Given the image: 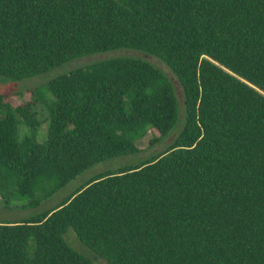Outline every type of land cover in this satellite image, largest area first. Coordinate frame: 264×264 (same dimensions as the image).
<instances>
[{
	"label": "trees",
	"instance_id": "trees-1",
	"mask_svg": "<svg viewBox=\"0 0 264 264\" xmlns=\"http://www.w3.org/2000/svg\"><path fill=\"white\" fill-rule=\"evenodd\" d=\"M131 50L49 83L37 102L0 94V197L39 208L93 167L164 152L86 182L58 206L0 220V264H264V0H0V76L19 81ZM23 129L25 133L23 134Z\"/></svg>",
	"mask_w": 264,
	"mask_h": 264
},
{
	"label": "rangeland",
	"instance_id": "rangeland-1",
	"mask_svg": "<svg viewBox=\"0 0 264 264\" xmlns=\"http://www.w3.org/2000/svg\"><path fill=\"white\" fill-rule=\"evenodd\" d=\"M135 57L149 61L159 69H161L171 82L174 84L179 100L183 105V92L181 84L177 76L170 70V68L165 65L158 58L131 50L111 52L107 54H100L75 62L63 65L60 68L52 70L46 74L30 78L23 79L19 81L11 80L0 76V94L9 97L12 106H22L30 104L31 102H37L35 111L38 113L39 119L42 122L41 137L40 140L44 142L48 135L49 130V112L46 105L51 104L55 101L54 97L50 93L48 87L50 81L55 79L61 74H65L79 67H85L91 65L95 62H99L105 59L113 57ZM184 128V118L181 116V121L177 128L170 134L169 137L159 140L156 133L149 130L143 136L138 137L136 141V147L138 148V153L136 155L125 157L122 159H117L113 161H108L106 163L97 165L84 173L82 176L77 178L75 181L71 182L63 190L57 193L53 198L42 203L39 208H24L28 204L27 201L15 200L10 203L9 206L5 203L2 197H0V220L17 221L30 217L31 215L44 212L48 209L54 208L61 204L64 200L69 198L74 192L79 190L86 182L90 179L103 174L110 170H117L126 165H137L142 161L151 158L155 154L164 152L168 149L176 139V137L183 131ZM23 134L25 133L23 129ZM65 239L69 244L84 254L85 256L91 258L95 264H108L106 260L97 256L93 251L85 247L81 241L77 238L75 231L70 228L65 236Z\"/></svg>",
	"mask_w": 264,
	"mask_h": 264
}]
</instances>
